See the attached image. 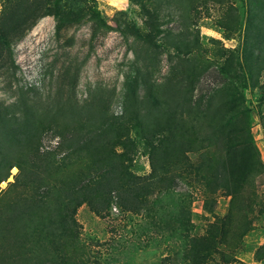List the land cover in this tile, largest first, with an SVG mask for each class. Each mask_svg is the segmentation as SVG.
<instances>
[{
	"label": "trees",
	"instance_id": "1",
	"mask_svg": "<svg viewBox=\"0 0 264 264\" xmlns=\"http://www.w3.org/2000/svg\"><path fill=\"white\" fill-rule=\"evenodd\" d=\"M130 1L140 7L143 17L142 25L134 26L137 38L156 51L172 44L178 65L163 84L153 85L141 73L129 79L121 116L109 118L106 104L90 103L77 115L53 119L35 136H22L11 144L0 141V185L10 178L12 169H18L7 189L0 188V264H95L80 237L79 209L88 205L102 214L116 203L125 212L154 211L157 200L150 198L175 191L177 178L182 176L178 167L189 153L202 156L203 164L197 169L208 197L206 204L215 205L220 193L231 199L228 213L213 216L200 235L191 233L196 226L190 208L173 218V224L185 231L186 264H216V259L232 264L253 229L252 217L257 209L264 210L256 183L264 175V163L251 134L245 91L238 85L242 80L258 81L264 71V0H248V26L256 28L246 31V79L235 68L242 54L237 57L235 51L221 46L215 66H204L198 57L203 51L198 36L186 42L165 34L155 10L157 0ZM176 1L189 13L199 12L209 2L219 6L229 2ZM63 2L53 0L47 12L58 19V31L79 22L83 14ZM229 8L222 27L230 39L242 31L244 17ZM91 9L101 20L96 9ZM0 41L5 38L0 36ZM206 73H213L219 83L215 89L199 91ZM48 131L62 139L57 148L66 155L60 166L51 153L40 150ZM133 133L150 147L152 172L145 176L132 173L128 166L136 149ZM255 255L257 261L264 260V244Z\"/></svg>",
	"mask_w": 264,
	"mask_h": 264
},
{
	"label": "rangeland",
	"instance_id": "2",
	"mask_svg": "<svg viewBox=\"0 0 264 264\" xmlns=\"http://www.w3.org/2000/svg\"><path fill=\"white\" fill-rule=\"evenodd\" d=\"M52 4L53 0H0V36L5 38L0 41V141L6 144L35 136L53 119L77 115L90 103L106 104L109 118L121 116L129 79L141 73L151 84H163L179 62L172 44L156 51L137 38L134 26L142 25L143 17L140 7L130 0H64L63 5L83 14L79 22L59 31L58 19L47 13ZM181 5L176 0L155 1L165 34L180 36L186 42L198 36L203 50L198 57L204 66H215V54L221 46L235 51L237 57L242 54L241 64L235 63V68L248 78V71L243 69V48L246 31L256 28L248 26V0H229L223 6L209 2L192 13ZM229 6L234 9L232 13L237 10L244 17L242 31L233 33L230 39L222 27ZM91 8L104 23L93 16ZM247 80L238 85L245 91L251 134L264 163V71L258 81ZM218 83L213 73H206L201 76L199 91L215 89ZM143 94L142 90L140 96ZM133 139L136 149L128 165L130 171L148 175L152 172L150 147L136 133ZM61 140L48 131L40 143L41 152L51 153L59 166L66 155L57 148ZM186 156L178 167L182 176L177 178L175 191L150 198L157 200L154 211L125 212L116 203L102 214H96L88 205L79 209L76 218L80 237L90 248L95 264H186L185 231L173 224V218L190 208L192 224L196 226L191 233L200 235L214 221L213 216L228 213L231 199L220 193L215 205L206 204L208 197L197 169L203 164L202 156ZM17 174L18 169H12L10 178L0 185L1 190L7 189ZM61 175L62 172L54 173L53 178ZM256 183L264 205V175ZM210 209L213 214L207 212ZM257 210L252 217L253 229L232 264H264L255 255L264 244V210ZM216 264H222L220 259Z\"/></svg>",
	"mask_w": 264,
	"mask_h": 264
}]
</instances>
